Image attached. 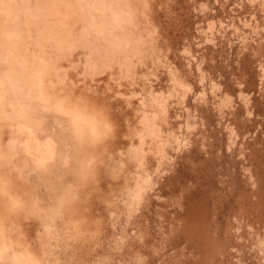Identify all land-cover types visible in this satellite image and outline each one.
<instances>
[{
  "label": "rangeland",
  "instance_id": "1",
  "mask_svg": "<svg viewBox=\"0 0 264 264\" xmlns=\"http://www.w3.org/2000/svg\"><path fill=\"white\" fill-rule=\"evenodd\" d=\"M0 92V264H264V0H0Z\"/></svg>",
  "mask_w": 264,
  "mask_h": 264
},
{
  "label": "bare ground",
  "instance_id": "2",
  "mask_svg": "<svg viewBox=\"0 0 264 264\" xmlns=\"http://www.w3.org/2000/svg\"><path fill=\"white\" fill-rule=\"evenodd\" d=\"M42 79H39V86H42L43 84ZM47 88H45L43 91H46ZM42 91V90H41ZM3 93L0 92V99L2 98ZM64 102L60 100V102L57 103V108L63 109ZM73 124H74V130L76 132V135L79 137V141L82 143L83 142V137L84 134L87 133V135L90 137L88 138V141H93L96 139H99V136H102V127L104 124V120L100 119L94 111H88L87 114H82V112H78L74 110V115L72 116ZM2 137H0L1 140ZM93 147V146H92ZM94 148V147H93ZM10 150V149H9ZM4 147L0 144V162H5L7 169H14V164L13 161L10 159L11 156L6 153ZM4 154V155H3ZM6 154V155H5ZM94 158V155H92V159ZM18 168L14 169L17 170ZM3 176V171L0 172V178ZM5 182L1 184L0 186V193L3 194L6 199L11 200V204L15 205L17 203H20L23 205L24 211L27 212L25 209L26 206V200L21 199V196L19 194V189H14L13 187L9 184L11 181L10 179H5ZM17 186V185H16ZM15 186V187H16ZM13 189V190H12ZM30 191V196H34L33 194L35 193L32 191V189H28ZM17 193V194H15ZM8 197V198H7ZM30 200H32L30 198ZM4 200H2L3 202ZM36 203V200L33 199L31 204ZM7 202L0 207H3V210L7 208ZM19 206V205H18ZM200 207L196 205H191L188 209L187 212H185V216L182 218V227L180 233L183 235L184 238L191 240L198 244V246H208L211 248V252L213 253V245L215 243V239H213L207 231L206 227V221L205 218H203V211L199 210ZM18 219V218H16ZM75 228L78 227L77 222H74ZM209 251V252H210ZM201 253V252H200ZM210 254V253H209ZM209 256V255H208ZM206 256L205 258H207ZM197 264H205L202 261L198 262Z\"/></svg>",
  "mask_w": 264,
  "mask_h": 264
}]
</instances>
